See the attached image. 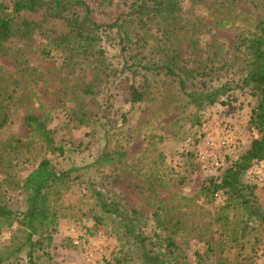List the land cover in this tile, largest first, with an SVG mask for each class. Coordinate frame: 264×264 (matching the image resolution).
Returning a JSON list of instances; mask_svg holds the SVG:
<instances>
[{
  "label": "rangeland",
  "instance_id": "obj_1",
  "mask_svg": "<svg viewBox=\"0 0 264 264\" xmlns=\"http://www.w3.org/2000/svg\"><path fill=\"white\" fill-rule=\"evenodd\" d=\"M84 1L99 23L121 17L122 33L100 30L87 53L76 44L54 48V32L69 27L52 19L0 44V117L9 118L0 129V204L13 212L0 216L3 264H140L122 223L100 210L98 194L132 217L160 251L170 237L186 264H264V224L242 231L240 208L225 207L226 196L208 181L222 173L206 175L198 165L207 135L216 138L225 127L236 133L223 170L257 136L248 124L256 98L235 86L242 74L237 43L264 21V0H177L174 13L137 18L124 15L133 0ZM11 2L0 0L7 8ZM164 63L193 92L224 83L230 89L215 102L192 104L176 78L144 69ZM131 84L145 92L139 103L130 101ZM28 113L59 149L27 130ZM44 158L69 177L48 193L54 216L40 238L31 237L38 245L29 260L27 231L17 221L27 208L25 179ZM242 182L254 188L264 213V161Z\"/></svg>",
  "mask_w": 264,
  "mask_h": 264
},
{
  "label": "trees",
  "instance_id": "obj_2",
  "mask_svg": "<svg viewBox=\"0 0 264 264\" xmlns=\"http://www.w3.org/2000/svg\"><path fill=\"white\" fill-rule=\"evenodd\" d=\"M10 8L0 3V44L7 41L11 35L17 32L21 36H28L34 30L42 29V23L47 20H62L69 29L66 34H55L51 37L54 48L72 50L76 44L83 53L94 48L99 40L98 32L104 29L116 30L119 34L124 20L120 18L111 23H99L92 17V9L84 0H12ZM178 9L177 0H133L131 9L124 13L127 17H154L157 15H169ZM35 13L41 16L40 20H34L23 14ZM126 35V30L124 34ZM125 38L120 36V41ZM237 51L241 56V76L235 86L247 89L248 93L256 98L255 105L251 108L248 124L256 131L248 149L236 159H230L228 166L222 171L219 179L209 178L212 191H220L226 196L225 207L240 208L241 217L244 220L242 231L246 232L252 225L264 224V213L253 195L254 188L242 182V176L251 167L260 161H264V21H259L256 31L249 37L241 38L237 43ZM49 55V50H42ZM145 70L157 74L164 72L176 78L182 95L192 104L202 105L204 102H215L220 94L230 89L225 83L220 87L200 93L188 90L187 79L174 74L168 63L159 66L144 67ZM144 90L135 84L130 85V101L139 103L144 98ZM9 122L8 115L3 113L0 117V129ZM27 130L44 141L48 147L51 141L47 130L40 118L28 113L23 118ZM69 177V170L57 172L51 167L47 158L42 159L37 167L31 171L24 182L27 192V208L19 213L18 225L27 231L29 250L27 256L32 259L34 246L38 242L32 241V236H42L41 226L51 221L54 212L50 211L47 204L48 193L57 183L65 182ZM100 210L109 213L122 223L124 234L134 247L133 255L140 264H186L177 259V246L167 237L165 248L160 251L149 238L137 231L134 220L121 211L119 206L112 201H106L97 195ZM12 210L0 204V216L9 217ZM133 214L137 212L133 209ZM4 258L0 255V264Z\"/></svg>",
  "mask_w": 264,
  "mask_h": 264
},
{
  "label": "built area",
  "instance_id": "obj_3",
  "mask_svg": "<svg viewBox=\"0 0 264 264\" xmlns=\"http://www.w3.org/2000/svg\"><path fill=\"white\" fill-rule=\"evenodd\" d=\"M236 143V133L225 127L219 131L216 138L207 135L198 153L199 168L210 176L221 175L228 151L234 148ZM257 183L262 181L261 172L256 171Z\"/></svg>",
  "mask_w": 264,
  "mask_h": 264
}]
</instances>
